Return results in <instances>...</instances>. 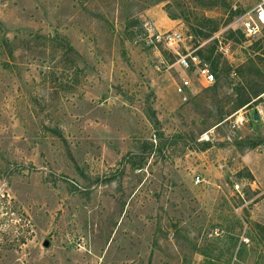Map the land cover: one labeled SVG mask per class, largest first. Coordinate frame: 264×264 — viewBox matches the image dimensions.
<instances>
[{
    "label": "rangeland",
    "instance_id": "rangeland-1",
    "mask_svg": "<svg viewBox=\"0 0 264 264\" xmlns=\"http://www.w3.org/2000/svg\"><path fill=\"white\" fill-rule=\"evenodd\" d=\"M258 2L0 0V264H264Z\"/></svg>",
    "mask_w": 264,
    "mask_h": 264
},
{
    "label": "built area",
    "instance_id": "built-area-1",
    "mask_svg": "<svg viewBox=\"0 0 264 264\" xmlns=\"http://www.w3.org/2000/svg\"><path fill=\"white\" fill-rule=\"evenodd\" d=\"M241 20V19H240ZM242 33L244 38H253L257 36L262 28L264 27V0H259V2L242 17L241 21ZM144 31L146 33V43L147 45H157L164 44L166 47L172 48L173 45L182 41L181 34L171 31L160 32L156 30L153 25L149 22L143 24ZM177 54L176 63L180 68L185 71L190 70L195 72L202 80L206 83L214 82V76L206 67V65L201 64V60L197 54L193 51L186 52L185 54ZM191 83L188 78H183L178 85H176V92L179 95L185 96V94L190 90ZM242 115L236 117L234 122H231V128L235 129L238 124L244 121Z\"/></svg>",
    "mask_w": 264,
    "mask_h": 264
},
{
    "label": "water",
    "instance_id": "water-1",
    "mask_svg": "<svg viewBox=\"0 0 264 264\" xmlns=\"http://www.w3.org/2000/svg\"><path fill=\"white\" fill-rule=\"evenodd\" d=\"M43 246H44V247H48V246H49V242H48V241H45V242L43 243Z\"/></svg>",
    "mask_w": 264,
    "mask_h": 264
},
{
    "label": "trees",
    "instance_id": "trees-1",
    "mask_svg": "<svg viewBox=\"0 0 264 264\" xmlns=\"http://www.w3.org/2000/svg\"><path fill=\"white\" fill-rule=\"evenodd\" d=\"M208 21H210V20H208ZM214 31V30H213ZM244 104H246V102L245 103H243L242 105H244Z\"/></svg>",
    "mask_w": 264,
    "mask_h": 264
}]
</instances>
